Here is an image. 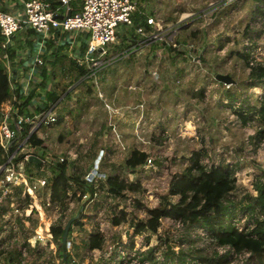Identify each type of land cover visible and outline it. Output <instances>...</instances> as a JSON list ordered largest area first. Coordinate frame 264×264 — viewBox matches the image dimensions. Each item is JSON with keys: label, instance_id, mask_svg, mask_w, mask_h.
I'll return each mask as SVG.
<instances>
[{"label": "rangeland", "instance_id": "374dc122", "mask_svg": "<svg viewBox=\"0 0 264 264\" xmlns=\"http://www.w3.org/2000/svg\"><path fill=\"white\" fill-rule=\"evenodd\" d=\"M221 1L138 0L141 8L148 10L157 7L158 17L165 24L175 21L180 13L188 16L184 22L194 18L199 11L208 8L210 2L214 3L216 9L205 16L196 17L202 23L206 24L208 20L212 23L207 29L192 28L186 31L184 37H179L178 44L182 40L193 45H181L177 54L167 55L171 49L177 50L178 46L162 47L159 43L136 48L130 54H125L123 48L110 44L106 46L107 55L96 65L101 69L94 75L86 73L88 68L95 69L94 66L79 56L81 59L75 60V66L67 63L64 78L60 74L62 72H59L47 81L46 90L56 89L59 93V103L53 111L56 121L40 129L37 137L42 143L33 147L34 150L39 155H46L48 161L50 155L54 161L59 156L66 157L67 173L83 179L95 169L96 157H101L96 173L92 176V183L99 187L97 200H81L77 196L82 192L81 188L71 181L68 192L74 194L72 200L67 197V205L58 204L56 209L51 210L53 213L49 211L48 214L52 216L45 222L55 221L56 224L65 226L68 220H73L67 239L71 245L70 251L76 257H83L85 239L96 227L102 226L107 236L112 234L105 244L120 240L124 234L127 239L129 235L132 236L133 220L128 222L126 218L120 225H113L111 222L112 208L122 205L125 207L126 203L117 205L113 199L108 198L103 178L114 174L128 177L129 169L124 166V160L133 149L145 151L154 161V167L135 170L136 181L140 184V189L134 191L136 202L141 203L146 188L152 190V195L158 196L159 201H162L168 194L173 176L182 173L190 164L192 152L201 148L205 152L202 151L201 155L203 164L227 165L233 170L237 182L254 193L251 183L264 174V138L257 135L263 128V123L257 119L256 114V100H260L259 96L264 97V78H251L248 64L235 52L252 51L257 64H264V0H240L230 5L226 11L220 10ZM0 7L5 8L1 4ZM226 16L230 18L227 20ZM212 24L215 26L212 27ZM246 25L249 36L244 34ZM118 30L121 31L117 34V41H120L121 34L128 35L125 38L127 42H122L123 46L128 47L126 43L134 42L132 28L120 24ZM22 34L27 40L33 36L29 33ZM19 36L17 34L14 37L13 49L19 50L22 69L27 72L28 66L24 63L32 50L28 44L21 46ZM246 41L248 45H244ZM246 47L249 49L245 50ZM47 57L43 58V65L50 71L52 64L50 56ZM171 59L174 64H171ZM71 69L72 72L67 75ZM36 73L35 81L31 82L30 87L40 81V76ZM216 73L229 74L236 83L226 89L215 79ZM23 78L12 80L13 89ZM194 80L200 81L199 84L193 86ZM37 95L43 96L44 90H39ZM225 99L227 103H224ZM239 111L249 116L245 124L238 115ZM74 150L77 155L71 157L68 152ZM32 167L36 165L33 164ZM42 170V173H53L49 163ZM172 200L175 201L176 197H172ZM147 202L149 207L155 204L153 199H148ZM143 207L149 208L144 205L140 208ZM135 208L139 207L135 204ZM134 213L130 214V218L143 219L138 211ZM76 220L82 221V226H76ZM185 234V228L179 230L165 220L156 234L142 232L139 239L142 243L156 246L168 236L172 243L179 244L180 240L187 238ZM139 239L137 237L135 242ZM181 246L187 250L197 249L196 252L200 250L199 255L205 257L213 256L216 251L215 242L204 243L200 237L192 235ZM41 248L44 247H39L38 250ZM152 248L154 252L157 251L156 247ZM38 252L43 260L49 258V264H64L59 252L53 257L49 252ZM161 256L164 257L162 250ZM188 258L192 260L191 264H202L195 254ZM4 259L5 263L9 261V264H20L18 254L14 251L5 255ZM226 259H222L221 264L236 263L235 260L230 262ZM166 260L164 257V264H169ZM97 264L106 263L99 260Z\"/></svg>", "mask_w": 264, "mask_h": 264}, {"label": "built area", "instance_id": "2783aa9c", "mask_svg": "<svg viewBox=\"0 0 264 264\" xmlns=\"http://www.w3.org/2000/svg\"><path fill=\"white\" fill-rule=\"evenodd\" d=\"M237 1L240 0H222L221 4L229 5ZM59 2L60 5L57 8H51L52 0H22L20 9L14 11H7L0 7V50H3L1 59L4 61L12 89V80H16L15 75L16 78L24 77L21 81L22 98L28 95L29 84L36 78L35 72L44 64L43 51L45 38L52 36L54 32L55 34L65 32L74 34V36L81 35L85 37L84 42L81 43L83 50L75 52L71 57L76 61L82 58V60L91 63L95 69L88 68L86 73L90 72L91 75H94L101 69L96 66L99 60H102L108 53L106 46L110 44L114 46L117 34L121 31L118 30L120 24L132 28L134 33L139 35L137 42L140 47H146L153 43H159L162 47L165 46L161 45V43L176 47L178 46L176 35L179 34L180 29L187 23L184 22V19L188 17L186 14L180 13L176 22L165 24L162 18L158 17L157 11H153L152 13L147 12L139 6L138 0H59ZM213 4L212 2L208 3V8L205 7L202 11H199L200 13L197 16L200 17L201 15L205 16L207 13H212L216 9ZM137 14L140 17L136 18ZM210 22L211 20L207 21V23ZM22 33L33 34L32 37L36 36L40 38L38 49L32 50L28 58H26L27 64L26 62L24 64L29 65L31 68L28 75H25L22 69L23 63L20 62L22 57L18 56L19 50H14V63H12L7 51V47L13 48L14 37L17 34H20V40L27 38ZM191 45L193 44L189 43L187 47H191ZM244 45H248V42ZM248 49V47L245 48V50ZM248 52L250 55L248 67L250 68L251 66H256L257 62L254 53L252 51ZM125 54H128V52L125 51ZM15 70L16 72H14ZM28 79L30 81H27ZM222 84L226 89H230L234 83ZM37 96L28 104L24 113L20 112L22 100L15 107L8 101L3 103L0 108V147L3 158V161L0 163V264H4V256L9 255L13 251L18 254L20 264H49V258L43 260L39 255V250L49 252L52 254V257L53 255L56 256V253L59 252L61 261L63 260L62 251L57 249V244L51 232V226L61 224H56L55 221L54 223H45L46 219L52 216L48 212L53 213L54 211L51 210L56 209L58 204L51 200L50 183L53 173L51 171L48 174L42 173V167L46 163L52 166L56 161L53 160V157L51 159V155L49 161L46 155L42 153L39 155L33 148L38 145L34 146L29 141L32 133L36 132L37 135L43 126L56 121L53 111L54 108L56 109L59 100L45 112H35L36 108L42 107L43 100V96L39 95V99H37ZM259 99H257L258 105L264 100V97L259 96ZM224 101H226L224 103H227V99ZM237 102L238 104L240 103L239 100ZM26 125L29 126L27 130L25 129ZM68 153H71V157H76L77 155L75 150ZM31 156L40 159L41 163L31 162L29 160ZM57 161H66V157L59 156ZM200 162L202 163L201 159ZM33 164L36 167H32ZM212 164L204 165L210 166ZM151 167H154V161L151 157L147 156L143 164L132 170L129 169L128 177L120 178L128 183H137L135 170H146ZM88 181L92 182L94 180L92 178ZM92 185L91 191L86 189L77 196L85 201L97 200L99 187L93 183ZM104 188L108 198L113 199L117 205L122 202L126 203L125 207L122 205L119 208H112L110 217L118 216L121 211L125 212L128 222L131 220L135 221V218H130V214L136 211L139 212V216L142 215V220L148 217L143 208H135L137 197L134 191L124 190L122 194L117 195L108 192L106 185ZM151 191L146 188V194L140 200L142 205L146 207H149L147 205L148 199L155 201L154 206L159 201L158 196L152 195ZM73 195L68 192V197L71 200ZM69 206L72 205L70 204ZM260 217L261 214L257 211L251 213L237 212V214L230 217L229 223L235 230L248 234L255 227V219ZM165 220L179 230H184L185 228V224L179 219L163 217L161 224ZM133 229L134 227L132 226ZM95 230L102 237L101 246L92 249L86 247L83 257L80 258L70 251L71 245L67 239L66 251L68 252V257L65 261H62L64 264H97L99 260H102V263L105 262L106 264H164L165 262L164 257L161 256V250H164L166 247L164 242L156 246L147 245L146 242H141L139 234H134L132 231V236L129 235L128 239L126 238V234H124L120 240L111 244H105L106 239L108 237L111 238L112 234H110L111 236H107L102 226L96 227ZM157 231L152 234H156ZM190 235L196 238L200 237L204 243L215 242L216 254L218 256H225V259L227 258L226 260L230 262L235 260V264H251L249 261V251L237 252L229 244L217 243L204 227L197 226L190 229L188 236L190 237ZM137 237L139 240L136 243ZM143 237L144 235H142V239ZM39 247L44 248L38 250ZM152 247L157 248V251L154 252V262L148 257V251ZM175 249L177 248L175 247ZM5 264H9V261Z\"/></svg>", "mask_w": 264, "mask_h": 264}, {"label": "trees", "instance_id": "16d2710c", "mask_svg": "<svg viewBox=\"0 0 264 264\" xmlns=\"http://www.w3.org/2000/svg\"><path fill=\"white\" fill-rule=\"evenodd\" d=\"M59 5V0H52L51 8H57ZM244 34L249 36L248 25L245 26ZM135 36L136 34L134 33L133 37ZM125 38L126 36L124 35L123 39ZM182 44L187 43L186 41H179L177 50L171 49L170 47L173 46H170L168 50L171 49V52H169V54H177L176 51L180 49ZM161 45H164L165 47L169 46L165 43H161ZM51 46L52 41H48L47 49H50ZM61 49V46L58 47V52H56L55 55L63 59H68L70 61L69 64L71 65L72 63L73 66H75L76 61L68 58L66 54L62 55L60 52ZM7 51L12 63H14V49L7 47ZM2 53L3 50H0V108L3 103L11 101L13 98H15V100L12 105L15 107L18 101L22 99L20 112L24 113L26 112V107L28 104L32 102L38 91L42 89L44 90L42 107L36 108L35 112H45L48 108L58 102V90H46V86L49 78L55 77L59 72H62L60 74L63 78L65 77V71L67 69L57 70L55 67V62L57 60L58 62L61 61L59 58L51 61L52 68L50 71H48L44 65L39 67L40 70L38 71L37 75L40 76V81L31 87L28 95L25 98H22L23 94L21 92V84H17L14 89L11 88L4 61L1 59ZM235 54H237L239 58H243L246 65L248 64V59L250 56L248 51L243 53L235 52ZM171 64H174L173 59H171ZM14 72H16V70ZM71 72L72 69L68 70L67 75ZM67 75L66 77H68ZM249 76L256 80L264 78V64L251 66ZM234 81V83H236V80ZM228 96L231 97L230 93H228ZM256 114L258 116L257 119L263 123V128L258 131L257 135H260V137L264 138V100L259 103ZM238 115L240 116L243 124L249 120V116L247 114H242L239 111ZM28 128L29 126L26 125L25 129L27 130ZM29 141L34 146L40 145L42 143V140L37 137L36 132L30 135ZM202 151L205 153L202 148L192 152L189 158L190 164L186 166L182 173L173 176L169 184L168 194L163 197L162 201H158L157 205L152 208L143 207V210L146 212L148 217L144 220L132 221V226L134 227L133 233L140 234L146 231L151 234L155 233L160 227L161 219L163 217H171L174 219H179L183 222V224H185V235H187V238L180 240L179 244L172 243L168 236H165V238L162 239L166 244V247L164 250H162V253L168 260L167 263L191 264L192 260L189 259L188 256L192 254H195L196 258L202 264H221L223 262L222 259H225V256H218L216 252L213 253V256L205 257L199 255L200 250L196 252L197 249L194 250L193 248H188L187 250L182 248L181 244L183 241L189 240L190 238L188 236L190 229L201 226L208 230L210 236L217 243L229 244L234 247L237 252L249 251V261L251 264H264V174L255 178L253 183H251L252 189L255 192L253 193L251 192V189L247 188L242 183L237 182L233 170L227 165L212 164L210 166H206L202 164L200 162ZM1 152L2 150L0 147V163L3 161ZM147 156L148 154L145 151L133 149L124 160V166L132 170L143 164ZM51 168L53 171V176L51 178L50 189L51 200L53 202H56L61 206L67 205L66 199L68 197L71 181L77 183L82 192L87 188L92 190V182L88 181L87 179L80 178L79 176H72L67 173L66 161H56L54 165L51 166ZM103 184L106 185L108 192L117 195L122 194L124 190L135 191L140 189V184L138 182L128 183L124 179H121L117 174L105 175L103 178ZM172 197H176V200L173 201ZM136 206L140 208L142 204L137 201ZM254 211H257L259 214H261V217L255 219V227L248 234L235 230L229 223L230 217L235 215L237 212L251 213ZM125 219V212L121 211L118 216L111 217V222L113 225H118ZM74 223H76V226L78 227L82 226V221L76 220ZM71 224L67 230L65 241L62 239L65 226H51L52 236L57 244V249L62 251V261H65V259L68 257L66 243L68 234L72 229ZM192 240L193 239L190 241L192 242ZM101 244L102 237L95 229L90 232L85 239V245L90 249L100 247ZM175 247H177V249H175ZM148 257L152 262L155 261L153 248L149 249Z\"/></svg>", "mask_w": 264, "mask_h": 264}, {"label": "crops", "instance_id": "0c3cea01", "mask_svg": "<svg viewBox=\"0 0 264 264\" xmlns=\"http://www.w3.org/2000/svg\"><path fill=\"white\" fill-rule=\"evenodd\" d=\"M21 1L22 0H0V4H1V6L2 7H5L4 9L5 10H7V11H14V10H18V9H20V4H21ZM230 5L232 6L233 4H229V5H221L220 4V10H222V11H226L227 9H229L230 8ZM9 9V10H8ZM142 9H144V10H146L147 12H149V13H152L153 11H158V8L156 7H154V8H151V9H145V8H142ZM138 17H140V15L139 14H137L136 15V18H138ZM179 17V16H178ZM196 17H198V16H196ZM196 17H194V18H190V19H187L186 21H185V25L180 29V32H179V34H178V36H176V40H178L179 39V37H184V35L187 33L186 31H189V30H191L192 28V30H194L195 28H197V29H200V30H203V29H207L206 27L207 26H209L212 22H210V23H207L206 22V24L205 23H202V21H201V19H197ZM228 18H230V16H226V19L228 20ZM178 20V18L175 20V21H173V22H171V23H169V24H173L174 22H176ZM212 27L213 26H215V24H212L211 25ZM210 28V27H209ZM215 28V27H214ZM216 29V28H215ZM183 30H185V31H183ZM134 32V31H133ZM126 37L128 36L127 34H124ZM124 35L123 34H121L120 35V41H117L116 40V42L114 43V45H117L116 47L117 48H123L124 49V51H128V53L130 54V51L131 50H136V48H139L140 47V45H138V42H137V40L139 39V35H137L136 34V36L135 37H133V43H128V47L126 46H123V40L125 41V42H127L126 41V39H123L124 38ZM49 37H51V38H49ZM39 40H40V38L39 37H31L29 40H27L26 38L22 41H20L19 43L22 45V44H29V47H30V49L31 50H37L38 49V43H39ZM84 40H85V37H83V36H81V35H78V36H74V34H69V33H63V32H58L57 34H55V32L52 34V36H48L47 38H45V44H44V51H43V58H48L47 56H50L49 58V60H51V61H54V60H56V58H59L61 61H59L58 62V60L55 62V67L56 68H58L59 70H61V69H64L66 66H67V64L66 63H70V61L68 60V59H63V58H61V57H58V56H56L55 54H56V52H58L57 50H58V47H60L61 46V53H62V55H64V54H66V56L68 57V58H70V59H72V55H73V53H75V52H78V51H82L83 50V47L81 46V43L82 42H84ZM48 41H52V46H51V48L50 49H47V42ZM137 42V43H136ZM127 44V43H126ZM125 44V45H126ZM184 44H182V46H183ZM23 46V45H22ZM141 48V47H140ZM68 52H70V53H68ZM168 52V51H167ZM169 53H167V55H168ZM170 55V54H169ZM168 55V56H169ZM25 64V63H24ZM26 64H27V62H26ZM28 68V69H27ZM26 69L28 70L27 72H24L25 73V75L27 74L28 75V73L30 72V67H29V65H28V67H26ZM36 73V72H35ZM199 78V77H198ZM200 79V78H199ZM22 81V80H21ZM35 81V80H34ZM193 81V80H192ZM199 82L200 81H198V82H196L195 80H194V84H193V86H195L196 84H199ZM19 84H21V86H22V83L20 82ZM30 84H31V82H30ZM30 84H29V90L31 89V87H30ZM14 100H15V98H13ZM14 100L11 102V103H14ZM22 100V99H21ZM20 100V101H21ZM20 101H18V103L20 102ZM17 103V104H18Z\"/></svg>", "mask_w": 264, "mask_h": 264}, {"label": "water", "instance_id": "95a60500", "mask_svg": "<svg viewBox=\"0 0 264 264\" xmlns=\"http://www.w3.org/2000/svg\"><path fill=\"white\" fill-rule=\"evenodd\" d=\"M69 14V12H68ZM215 79L221 83H224V84H232L234 83V79L229 75V74H222V73H216L215 74ZM100 155H98L95 159V169L92 170L91 174L88 175L87 179L90 180L92 178V176L96 173V167H97V164L99 162V159H100ZM31 162H35V163H38L40 164L41 163V160L38 159L37 157L35 156H31L30 159H29ZM264 181V179H263ZM88 190H90L89 188H87ZM73 220H69L66 225H65V228H64V231H63V236H62V239L63 241H65L66 239V233H67V230L69 229V226L71 224ZM67 264V263H65Z\"/></svg>", "mask_w": 264, "mask_h": 264}]
</instances>
